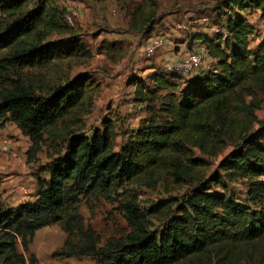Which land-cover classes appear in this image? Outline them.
I'll use <instances>...</instances> for the list:
<instances>
[{
    "label": "trees",
    "instance_id": "16d2710c",
    "mask_svg": "<svg viewBox=\"0 0 264 264\" xmlns=\"http://www.w3.org/2000/svg\"><path fill=\"white\" fill-rule=\"evenodd\" d=\"M245 1L248 3L243 4ZM251 1L222 3L220 9L234 6L239 13L231 14V18L221 14L224 23L219 27V38L193 36L211 59L199 67L200 74L181 87L172 82L173 75L158 72L148 77L150 85L132 84L134 98L142 104L153 103L159 93H165L163 111L168 122L141 127L116 153L110 151L107 131L90 138L69 135L62 153L39 168L45 177L35 178L32 202L8 207L0 199V264H26L16 245L27 250L37 231L55 225L65 234V241L54 256H84L93 264H178L213 252L219 256L236 245L264 241V126L247 137L241 134L240 145L221 166L228 180L245 187L246 200L256 206L254 211L223 196L200 194L176 216H167L163 231L156 233L148 230L135 205L124 203L122 211L131 226L124 238L98 248L90 236H84L85 243L79 246L72 241L82 233L77 213L81 200L131 181L152 180L162 172L181 180L186 171L179 157L192 167L199 166L185 145L214 149L221 143L220 136L235 127L237 117L252 116L243 96L251 97L253 88L264 94V37L252 35L253 27L241 13L249 14L252 4L261 5L260 19L264 21V0ZM31 2L0 0V53H5L0 57V129L12 124L29 140L28 162L39 150L44 131L86 101L84 88L88 83L78 77L43 98L19 78L10 77L12 71L40 70L58 58L84 55L76 42L43 43L59 23L52 15L50 0H35L29 8ZM208 65L212 68L205 71ZM167 207L160 202L152 213Z\"/></svg>",
    "mask_w": 264,
    "mask_h": 264
},
{
    "label": "rangeland",
    "instance_id": "374dc122",
    "mask_svg": "<svg viewBox=\"0 0 264 264\" xmlns=\"http://www.w3.org/2000/svg\"><path fill=\"white\" fill-rule=\"evenodd\" d=\"M224 1L50 0L52 15L59 25L46 34L43 43L76 42L84 55L58 58L43 69L12 71L9 75L19 78L43 98L52 89L84 77L88 80L84 88L86 101L44 131L32 162H28L26 155L30 148L29 140L12 124L0 129V147L6 150V153L0 152V192L5 193L13 182L16 192L18 187L27 191L25 196L22 192L17 195L21 194L26 202H32L36 191L35 178L28 181V176L44 178L39 168L62 153L69 135L90 138L92 134L102 136L107 131L111 137L110 151L116 153L141 127L168 122L163 111L167 103L163 97L165 93H159L153 103L142 104L135 100L132 84L141 82L150 85L148 77L158 72L173 75L172 82L181 87L186 80L200 74L195 73L198 67L186 78L178 72L166 71L163 64L171 62L177 54L182 56L194 52L199 42L193 40V36L208 40L222 36L219 31L224 23L221 14L225 12L231 18V14L239 13L234 6L220 9ZM34 4L35 0L29 8ZM252 6L251 12L241 13V17L253 27L254 37L263 38L261 5ZM156 38L162 45L153 54L147 55L146 47L150 40ZM4 54L0 53V57ZM211 68L208 65L205 71ZM252 92L251 97L243 96L252 110V116L237 117L235 127L228 128L220 136L221 143L216 144L214 149L211 146L201 148L184 144L199 166L192 167L179 157L177 160L186 171L182 172L181 180L175 181L167 172H162L152 180L131 181L115 186L105 194L81 200L77 213L82 220V233L72 238L74 245L84 244V236H90L96 248L104 247L109 241L128 235L131 226L122 211L124 203L135 205L143 215L148 230L156 233L163 231L167 216H176L181 208L200 194L223 196L254 211L256 206L246 200L245 187L239 181L228 180L227 173L221 169L222 163L240 145L241 134L247 137L264 126V94L257 88H253ZM11 160L13 166L9 163ZM160 202L168 205L167 209L152 213ZM64 241L65 234L55 225L37 231L27 250L17 244L16 251L23 256L26 264H93L84 256H54L63 247ZM215 254L213 252L201 259L190 258L178 264H264V241L236 245L219 256Z\"/></svg>",
    "mask_w": 264,
    "mask_h": 264
},
{
    "label": "built area",
    "instance_id": "2783aa9c",
    "mask_svg": "<svg viewBox=\"0 0 264 264\" xmlns=\"http://www.w3.org/2000/svg\"><path fill=\"white\" fill-rule=\"evenodd\" d=\"M264 29V26H263ZM217 32V30H215ZM162 45L159 39L150 40L149 45L146 47L145 51L147 55L153 54ZM207 51L204 47H198L196 51L179 56V60L175 63L166 61L163 64V68L166 71L178 72L182 75H190L195 69L201 67L202 65H207L210 63ZM0 152L6 153V150L0 147ZM17 191L25 194L26 191L23 187H18Z\"/></svg>",
    "mask_w": 264,
    "mask_h": 264
},
{
    "label": "crops",
    "instance_id": "0c3cea01",
    "mask_svg": "<svg viewBox=\"0 0 264 264\" xmlns=\"http://www.w3.org/2000/svg\"><path fill=\"white\" fill-rule=\"evenodd\" d=\"M256 43H257V41H256ZM179 56L180 55H176V56H173V60L174 59H177V58H179ZM165 56H163V58H164ZM202 70H198V71H196L195 73H199V72H201ZM6 126V125H5ZM4 129V128H3ZM2 129V130H3ZM9 163L13 166V160H11V161H9ZM33 178H36V176L34 177H32V176H28V181H33ZM11 184H12V187H10V188H8L7 187V189H6V191H5V193H2V192H0V198H1V201L6 205V206H8V207H15V206H17L18 204H20V203H23V202H26L27 200H26V198L24 197L25 196V194H23L24 196H22L21 194H18V195H21V196H18L17 195V193L18 192H16V190L14 189V186H15V183H13V182H11ZM36 186V185H35ZM9 190H11V191H9ZM26 193H27V191H26ZM21 197H24V198H21ZM15 201H16V203H15Z\"/></svg>",
    "mask_w": 264,
    "mask_h": 264
}]
</instances>
